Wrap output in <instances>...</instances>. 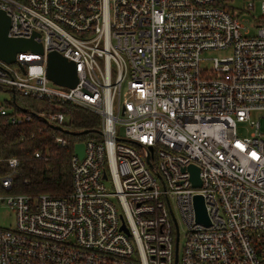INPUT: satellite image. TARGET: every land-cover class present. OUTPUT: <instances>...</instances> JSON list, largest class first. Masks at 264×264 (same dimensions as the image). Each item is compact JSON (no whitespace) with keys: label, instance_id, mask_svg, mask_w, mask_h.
I'll return each instance as SVG.
<instances>
[{"label":"built area","instance_id":"1","mask_svg":"<svg viewBox=\"0 0 264 264\" xmlns=\"http://www.w3.org/2000/svg\"><path fill=\"white\" fill-rule=\"evenodd\" d=\"M232 4L0 0L8 36L36 33L44 50L0 60V90L101 119L98 140L74 144L84 154L73 147L65 197L10 192L19 160L6 161L0 208L14 223L0 226V264H264V1L258 18L253 0ZM52 51L75 63L74 88L46 77ZM0 116L11 125L32 120L3 105ZM39 117L59 127L66 119L60 111ZM195 195L209 225L196 220Z\"/></svg>","mask_w":264,"mask_h":264},{"label":"trees","instance_id":"2","mask_svg":"<svg viewBox=\"0 0 264 264\" xmlns=\"http://www.w3.org/2000/svg\"><path fill=\"white\" fill-rule=\"evenodd\" d=\"M11 94L5 107L13 113L31 112V122L11 125L6 116H0V175L8 172L6 161L15 157L19 160L14 185L10 192L30 196L49 194L53 197H65L72 190L70 157L76 142L100 138V117L80 106L73 104L51 103L15 93ZM43 111H60L65 121L60 125H47L40 119ZM61 136L65 146L54 143ZM41 153L35 158L34 153Z\"/></svg>","mask_w":264,"mask_h":264},{"label":"water","instance_id":"3","mask_svg":"<svg viewBox=\"0 0 264 264\" xmlns=\"http://www.w3.org/2000/svg\"><path fill=\"white\" fill-rule=\"evenodd\" d=\"M11 20L4 10H0V60L12 64L16 62V55L22 52H32L43 54L44 50L41 43L34 40L36 33L30 38H13L8 36ZM46 77L55 85L74 88L78 82L76 65L73 61L68 60L57 52L47 53L46 58ZM61 130V127H57ZM75 153L82 157L84 154V145L78 143L74 146ZM190 180L194 188L201 187L199 178V169L190 165L188 167ZM194 207L196 212V220L204 225H209L204 200L201 195L194 196ZM124 229V227H123ZM177 262V255L175 257Z\"/></svg>","mask_w":264,"mask_h":264},{"label":"rangeland","instance_id":"4","mask_svg":"<svg viewBox=\"0 0 264 264\" xmlns=\"http://www.w3.org/2000/svg\"><path fill=\"white\" fill-rule=\"evenodd\" d=\"M254 1V12L252 13V15L254 16V18H258L261 13H260V5L264 0H253ZM246 3V0H233V6L237 7V8H242ZM245 24L247 27H250L251 25L254 24L253 19L251 18V16H244L243 17ZM254 31L252 30V33ZM221 55L218 52H211L210 56H218ZM11 94L6 92V91H2L0 90V105L5 106V101L10 99ZM253 118H256L255 115ZM248 124H238L237 126V130L240 134H247L248 132ZM261 127L262 130L264 132V120L261 121ZM14 223V217H13V213L11 212V210L6 207V206H2L0 208V226L4 227V228H9L10 226H12ZM181 232L183 230L182 227H180Z\"/></svg>","mask_w":264,"mask_h":264}]
</instances>
